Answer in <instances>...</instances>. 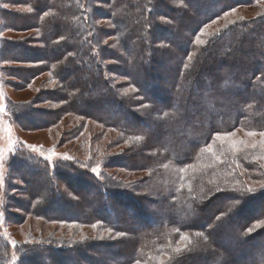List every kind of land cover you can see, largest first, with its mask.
<instances>
[{
	"label": "trees",
	"instance_id": "16d2710c",
	"mask_svg": "<svg viewBox=\"0 0 264 264\" xmlns=\"http://www.w3.org/2000/svg\"><path fill=\"white\" fill-rule=\"evenodd\" d=\"M0 1L13 8L0 10V35L3 31L30 33L24 39L0 37V64L8 65L1 73L22 81L25 86L42 74H48L54 81L53 88L40 90L32 104L52 108L35 110L31 103L10 104L12 121L22 130L35 131L53 127L63 116L70 115L91 120L101 128L93 135L92 145L102 141L107 131L119 134L110 139L107 148L115 149L130 142L122 153L101 155L96 161L91 157L92 146L81 144L78 152L83 161L72 158L52 168L23 150L15 152L8 162L6 188L14 177L25 188L17 193L26 201L13 199L6 188L0 191V197L9 201L11 209L19 214L40 221L41 230L49 228L39 235L40 243L16 248L18 260L14 264H134L147 252H153L155 244L162 247L182 234L194 238L195 232H201L204 238L196 241L188 252L174 255L168 264H192L204 255L209 264H218L226 255L217 241L223 234L227 240L237 241L236 252L258 254L264 246V229L256 228L249 235L246 231L257 220L264 219V191L246 197L240 195L246 192L229 191L234 190L230 181L240 183L238 188L244 191L245 183L246 189L249 183H264V154L258 157L240 153L242 158L229 160L233 164L226 163L223 167L230 179L216 186L218 192L181 191L164 195L163 205L150 212L140 199L120 190L123 179L104 175L105 181L98 183L75 165L85 164L87 158V163L102 164L104 169L144 170L155 164V158L145 155L151 148L161 159L183 165L194 160L214 135H227L236 129L254 135L264 132V16L229 25L205 46L197 47L192 42L211 20L258 0H105L101 3L110 9L108 18L103 19L109 22L107 29L94 22L100 17L99 11L92 7L100 4L98 0ZM164 34L169 37L160 39ZM105 39L111 43L105 45ZM107 61L117 71L122 69L120 77L130 79L137 97L151 105L153 122L157 123L156 127L152 124L154 131L139 127L131 112L134 103L104 78ZM162 67L173 72L170 84L177 89L173 98L166 95L163 87ZM153 96L165 102V106L153 104L149 99ZM104 107L108 110L106 114L101 112ZM114 108H118L117 113ZM34 113L41 116L37 121ZM128 119L133 122L131 125L127 124ZM83 123L82 120L64 132L63 142L80 137ZM223 158L227 160L224 155ZM131 185L136 187L140 183ZM42 186L49 192H43ZM80 188L95 192H87V196L86 192H79ZM209 198L218 200L211 211L201 205ZM52 204L58 207L55 214L48 212ZM120 209L130 210L136 218L130 225L135 226L142 219L152 228L133 232L124 225L127 214L126 219L115 218ZM223 210L226 213L220 214ZM153 212L162 221H156ZM16 218L21 221L23 217ZM212 224L213 229L209 228ZM68 225L77 226L71 235L69 229L60 231L61 226ZM92 226L98 227L97 232L109 231L113 233L111 237L119 235L121 239L98 240L94 236L89 240L78 230ZM200 226L207 228L205 232ZM226 229L228 233L224 232ZM230 255L237 256L235 252ZM230 255H226L227 260ZM10 256L11 247L0 236V264H9ZM249 264H264V255L253 258Z\"/></svg>",
	"mask_w": 264,
	"mask_h": 264
},
{
	"label": "rangeland",
	"instance_id": "374dc122",
	"mask_svg": "<svg viewBox=\"0 0 264 264\" xmlns=\"http://www.w3.org/2000/svg\"><path fill=\"white\" fill-rule=\"evenodd\" d=\"M105 0H98L100 4H96L92 7H95L97 11H99L100 17L99 20L95 19V24L97 26L103 27V29H107L109 27V22L104 21L103 19L108 18L106 15H110V9L109 7L103 5L101 2ZM169 1V0H168ZM174 1V0H171ZM173 6V5H172ZM13 8L7 5L5 7V4L0 1V10L2 11H10ZM101 13V14H100ZM103 14V15H102ZM260 16H264V0H258L255 3L248 5V6H242L238 7L232 11L223 13L220 17L217 19L211 20L203 29L200 31V33L197 35V37H194L192 39V42L197 47L205 46L208 43V40L213 39L215 35L218 33H221L229 25H232L234 23H241V22H248L252 20H257ZM30 36V33H27L24 35V33L16 34L11 33L8 31H3L0 35L1 38H8V39H24ZM169 37L167 34L161 35L160 39ZM197 38H199L202 43L197 42ZM172 39V38H171ZM104 44L107 45L108 43H111L110 39L103 40ZM104 66H106V70L104 71V78L107 81H110L112 84V87L117 89V91L120 93V95L127 96L128 99L131 100L132 103H134V107L131 109V112L137 117V122L139 127L144 131L152 132L153 127L152 124L154 123L153 120V111L151 108V105L148 103L144 104V101L142 98H138L137 90L134 89L131 84L129 83L130 79L121 78L118 74L119 71H123L122 69H119L118 71L115 69L116 67H113V63L110 61L104 62ZM151 65L150 63L148 66ZM155 65V64H154ZM6 64L2 63L0 64V191L3 192L4 188H6V182H7V176H8V162L9 160L15 155V152L18 150H23L28 155L34 157L35 159H39L42 161H45L48 163V165L52 168L56 163L59 162H70L72 158L79 159L81 161L84 160V157L79 154L78 152V146L81 144L86 145L88 148L92 146V149L94 150L91 153V157L93 159H96L99 156H107V155H113L115 153H122V151L126 148H129L130 142H124L123 144L118 145L117 148H107V144L109 143L110 139L116 136H119L117 132H110L107 131L108 135H105L102 137V141L97 142L96 144L92 145L93 141V135H95L96 132H98L101 128L99 126L91 121V120H84L80 117H69L68 115H65L62 117V119L59 121L58 124L55 126L48 127L47 129H39L35 131H25L19 128L15 124V122L11 119V106L10 104H18V105H26L30 104L35 108V110H46L49 107L47 104H38V105H32L34 104L35 97L38 94V92L44 88H53L54 81L51 79V77L48 74H42L39 77L32 80L28 86H25L22 81L17 82L16 79H13L11 77H6L1 73V69L5 68ZM15 66V65H14ZM147 66V68H148ZM156 69H159V65L155 66ZM162 75L164 77V80L162 82L164 89L166 90V95L169 96V98H173L175 96L173 92L177 91L171 88V80L173 79L172 70H167L166 68L162 67ZM123 76V75H122ZM25 86V87H23ZM142 87V86H141ZM144 91V87H142ZM243 94V93H242ZM147 95L150 97V93L147 92ZM147 96V97H148ZM150 101L158 106H165V102L158 101V98L151 97L149 98ZM163 105V106H162ZM32 108V107H31ZM115 109V113H117V109ZM107 108H103L101 110L102 114H106ZM118 111H121L120 107ZM40 114L34 113V121H37L40 119ZM84 121L83 123V131L80 137H78L76 140L67 142L62 140L63 133L71 130L80 122ZM133 123V122H132ZM131 121L128 119L127 124L131 125ZM125 124V123H124ZM157 123H154L156 127ZM91 133V134H90ZM109 133H114L109 136ZM116 134V135H115ZM224 138L217 139V135H214L211 137L210 142L202 147L199 154L195 156V159L188 163H185L183 165H176L171 160L167 159H161L159 156H157V152L153 151L154 148H151L150 153H145L146 156L149 158H155L154 162L155 164L146 166V169L144 170H134V171H124L119 169H104L102 167V164H92L91 162L87 163V158L85 160V164L77 165L75 164L78 169L82 172H85L91 176H93L96 179V182L102 183L104 182L103 176H109L112 175L114 178H117L118 180L123 179V187H121L120 190H126L130 192V194L140 199L144 207L147 208V211H155L156 208L161 207L163 204L162 197L164 195L169 194H176L177 192L185 191V192H195V194H200L199 191H211V192H218L216 186L219 187L220 182H224L226 180H229V174L227 172V169H225L223 166L226 163L233 164L232 161L236 157H241L240 153H243V155H250V156H258L262 157L264 154V136L261 134L257 135H250L249 133H245L240 131L239 129L234 130L232 133L227 135H221ZM132 140L137 139L138 141H143V138L140 139L139 137H132ZM112 140V139H111ZM82 141V142H81ZM81 142V143H80ZM129 142V143H128ZM93 155V156H92ZM223 155L227 157V160L223 158ZM101 156V157H102ZM99 161V159H98ZM101 162V161H100ZM216 164V165H214ZM95 168L96 172H93L92 169ZM72 176L73 174L70 173ZM94 178H91L94 180ZM133 178V179H132ZM8 190L6 188V191L10 192V195L13 199H19L26 201V198L21 196V193L17 192H24V187L21 185V183L12 177ZM129 181V182H127ZM95 181H93L94 183ZM139 182L140 185L133 187L131 184ZM232 183V187H234V190H230L229 192H246L247 194H252L251 196H255L259 194V192L264 191V183L258 182L256 184H248V187L246 189L247 183H245V191L240 190L238 186L240 183ZM44 186L43 181L41 182ZM244 183V182H243ZM41 184V185H42ZM59 184H63L60 182ZM42 186L43 192H49L48 189H44ZM141 186L144 188L143 191ZM248 189H253V191H248ZM95 192L94 189L91 191L85 189L83 190L80 188L79 192ZM14 192V193H12ZM202 194H205L207 192H201ZM235 194V193H234ZM208 195V194H207ZM88 196V194H87ZM175 200V199H174ZM174 200H171V202H175ZM213 198H209L207 202H201V205L207 209V211H211L215 208L216 201H212ZM240 202V201H239ZM241 202H243L241 200ZM240 202V204H241ZM238 202L235 203V205ZM4 205V206H3ZM13 205V204H12ZM234 205V206H235ZM14 206V205H13ZM12 206V207H13ZM206 206V207H205ZM240 206V205H237ZM236 206V207H237ZM57 205L52 204L49 207V214L50 213H57ZM238 208V207H237ZM126 212V213H125ZM206 212V211H205ZM154 213V218L156 221H162L160 215L156 212ZM207 213V212H206ZM226 213L224 210L221 211L220 214ZM0 236L4 238V240L9 243L11 247L12 256H10L9 264H14L17 262V247L21 244H29L34 245L39 242V235L42 232H47V228L45 227V230H41V222L37 221L35 219H32L30 217H27L23 214H19V212L15 209H11V205L9 204V201L3 199L0 197ZM125 214H127L128 219H126ZM21 216V221L18 220L20 218H16V216ZM248 213H246L247 219ZM256 216V215H255ZM17 222H16V219ZM111 219H114V216L110 214ZM117 217V220L121 219V217L125 218L126 222H124V225L128 226L130 230L133 232L140 231L141 229H149L152 228V225H150L148 222L139 219L140 222L138 224L130 225L131 222L135 221L136 218H134L131 215V211L128 209L121 210L120 212L116 213L115 218ZM245 217V215L243 216ZM238 221V220H237ZM18 222H21L18 224ZM126 223V224H125ZM130 225V226H129ZM233 225V224H232ZM201 227V226H200ZM53 228V227H52ZM213 229L212 227H209ZM258 230L264 229V219L259 221L257 220V223L255 225H252L249 227V229L246 231V234H252ZM66 229H69V235L72 234L75 230H77V226L75 225H68V226H61L60 231L63 232ZM97 226H92V228L88 227H80L78 230L80 233H84V238H89V240L92 239V237H96L98 240L101 239H108V240H118L121 239L119 235H113V233L109 231H104L103 233L97 232L98 230ZM205 232V229L202 228ZM198 229V230H201ZM51 230V229H48ZM97 230V231H96ZM210 230V229H209ZM60 233L57 234V236H60ZM97 232V233H96ZM226 233L229 232L228 229L224 231ZM195 235L192 238L188 234L179 236L178 239H171V241H166L165 245L161 247L159 244H155L153 249V252L146 253V255H143V258L141 261L135 262L134 264H168L170 261H172L174 255L183 254L189 251V249L194 246L196 241H200L201 238H204L201 235V232H195ZM82 235V234H81ZM81 235L78 238H81ZM207 235V234H206ZM209 237V234L207 235ZM226 235L223 234L222 238L217 240L219 242V249L222 250V252L226 255H230L232 253H236V257L233 258L230 255L229 260H227L226 255L223 256V260L218 262V264H249L250 260L253 258H257L261 255H264V246L262 249H259L258 254L255 256H251L250 254L242 255L238 252L236 240L230 239L227 240L224 238ZM70 237V236H69ZM186 237L187 239H184ZM83 239V237H82ZM174 240H177L175 242ZM211 239L209 238V241ZM177 249H181V251H177ZM166 252V253H163ZM251 256V257H250ZM203 258L199 257L196 259L192 264H209V261L207 257L202 256ZM169 261V262H168Z\"/></svg>",
	"mask_w": 264,
	"mask_h": 264
},
{
	"label": "snow or ice",
	"instance_id": "6c2138e0",
	"mask_svg": "<svg viewBox=\"0 0 264 264\" xmlns=\"http://www.w3.org/2000/svg\"><path fill=\"white\" fill-rule=\"evenodd\" d=\"M5 7H7V5H5ZM28 11H31V8H29ZM197 42H198V43H202V41H200L199 38H197ZM249 134H250V135H254V133H249ZM261 135L264 136V132H262ZM216 138L222 140L224 137L221 136L220 134H217V137H216ZM92 171H93V172H96V169L93 168ZM262 187H264V185H262ZM248 191L251 192V191H253V189H248ZM0 215H2V214H0ZM249 231H251V229H249ZM184 239H187V238L184 237ZM177 251H181V249H177Z\"/></svg>",
	"mask_w": 264,
	"mask_h": 264
}]
</instances>
